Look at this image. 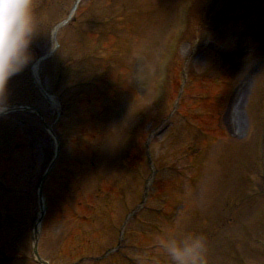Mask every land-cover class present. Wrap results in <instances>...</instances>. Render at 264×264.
I'll return each instance as SVG.
<instances>
[{
  "label": "rangeland",
  "instance_id": "1",
  "mask_svg": "<svg viewBox=\"0 0 264 264\" xmlns=\"http://www.w3.org/2000/svg\"><path fill=\"white\" fill-rule=\"evenodd\" d=\"M74 1L33 0L38 27L27 72L12 76L0 97L1 108L29 104L42 113L0 118V264H34L36 194L58 140L62 155L43 188L50 209L40 254L74 264L115 245L128 208L145 197L146 139L166 122L150 151L160 171L146 204L170 215L141 213L121 252L134 264H167L159 242L194 231L206 238L209 264H244L243 256L245 264H264V160L256 143L264 120V19L248 14L264 15V0H82L59 30L62 48L51 53L52 30ZM253 2L254 9L241 8ZM190 3L195 16L183 30ZM193 52L198 61L186 65ZM49 54L39 72L56 105L43 100L30 73L33 60ZM184 66L201 77L186 80L181 92L174 80ZM167 78L168 98L159 101L156 89ZM236 87L241 102L228 120ZM110 254L81 264H131Z\"/></svg>",
  "mask_w": 264,
  "mask_h": 264
},
{
  "label": "clouds",
  "instance_id": "2",
  "mask_svg": "<svg viewBox=\"0 0 264 264\" xmlns=\"http://www.w3.org/2000/svg\"><path fill=\"white\" fill-rule=\"evenodd\" d=\"M38 21L33 0H0V97L8 81L31 59V44ZM167 264H209L206 238L194 231L160 242Z\"/></svg>",
  "mask_w": 264,
  "mask_h": 264
}]
</instances>
